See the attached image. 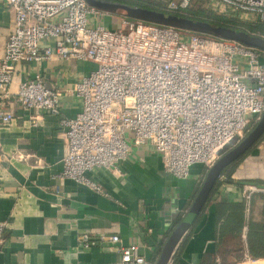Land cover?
<instances>
[{
	"label": "built area",
	"instance_id": "1",
	"mask_svg": "<svg viewBox=\"0 0 264 264\" xmlns=\"http://www.w3.org/2000/svg\"><path fill=\"white\" fill-rule=\"evenodd\" d=\"M5 1L15 19L0 58L2 125L15 120V103L34 112L35 125L45 113L62 114L63 89L47 86L42 73L13 88L20 64L58 58L95 65L70 88L81 110L61 118L68 143L64 177L99 191L88 171L105 168L123 176L121 164L133 147L148 145L161 154L169 172L187 178L194 164L210 168L262 118L260 48L126 16L119 20L121 28H111L102 21L113 15L117 23L115 15L86 0ZM158 1L167 13L187 14L198 0ZM205 1L264 22V0ZM6 227L0 221V248ZM78 241L85 248L107 241L121 252L124 264H150L136 242L124 245L118 234L83 233ZM247 259L257 264L264 257Z\"/></svg>",
	"mask_w": 264,
	"mask_h": 264
},
{
	"label": "crops",
	"instance_id": "2",
	"mask_svg": "<svg viewBox=\"0 0 264 264\" xmlns=\"http://www.w3.org/2000/svg\"><path fill=\"white\" fill-rule=\"evenodd\" d=\"M14 19L13 8L0 0V58ZM94 66L58 58L19 65L13 88L42 73L47 86L63 89L62 114L45 113L35 125L34 112L15 103V120L0 123V221L7 223L0 264H124L121 252L107 241L82 247L78 236L83 233L96 238L118 234L124 245L136 242L139 253L157 264L205 179L209 168L204 164H194L187 178L177 177L148 145L133 147L121 164L123 176L105 168L88 171L99 191L61 175L68 150L61 118L81 110L70 88ZM256 148L235 170L222 174L202 216L178 244L172 264H250L247 258L256 257L248 231L249 222L264 220V140ZM238 211L241 229L221 236L224 220Z\"/></svg>",
	"mask_w": 264,
	"mask_h": 264
},
{
	"label": "water",
	"instance_id": "3",
	"mask_svg": "<svg viewBox=\"0 0 264 264\" xmlns=\"http://www.w3.org/2000/svg\"><path fill=\"white\" fill-rule=\"evenodd\" d=\"M86 1L90 5L109 13L120 14L132 19L144 20L156 24L174 26L184 30L200 32L230 41H239L247 46L257 47L264 50V37L259 34H252L246 30H237L229 26L216 25L207 20H197L175 13H167L160 9L130 4L119 0ZM263 136L264 113L255 127L234 146L226 147L221 152L222 155L220 158L207 170L205 179L190 209L169 235L163 246L157 264H169L171 262L178 244L203 211L225 169H227V167H229L235 160L244 156Z\"/></svg>",
	"mask_w": 264,
	"mask_h": 264
},
{
	"label": "trees",
	"instance_id": "4",
	"mask_svg": "<svg viewBox=\"0 0 264 264\" xmlns=\"http://www.w3.org/2000/svg\"><path fill=\"white\" fill-rule=\"evenodd\" d=\"M123 2H128L130 4H135V5H140L144 7H149L153 9H160L162 10V7L160 5V2L158 0L151 2V4H145L141 3V0L137 1H130V0H119ZM134 2H140V3H134ZM178 15L181 16H187L193 19H202V20H207L210 21L213 24L216 25H224V26H229L232 28H235L237 30H246L252 34H264V22L261 21H246V22H237L236 20H227L226 18L217 15L210 14L208 11L205 9H194V5L188 10L187 14H182V13H177ZM129 19H132L130 17H127ZM257 124V123H256ZM255 124V125H256ZM264 139V136L258 141V143L252 147L244 156L241 158L235 160L225 171L223 174H229L233 170L236 169L243 161L244 159L252 153V151L256 148V146ZM230 181V179H229ZM221 180H218V183L216 187L213 190V193L211 196L214 194L216 191L218 185L220 184ZM234 209H241V207H234ZM204 211V210H203ZM234 212V211H233ZM203 214V213H202ZM201 214V216H202ZM196 225V224H195ZM232 227V229H230ZM241 229V221L239 218V211L238 213H231V216L227 217L224 222L222 223L221 226V236L224 235V232L226 230H236L239 231ZM248 240H249V247L251 252L256 256V257H264V220L253 223L249 222V231H248Z\"/></svg>",
	"mask_w": 264,
	"mask_h": 264
},
{
	"label": "rangeland",
	"instance_id": "5",
	"mask_svg": "<svg viewBox=\"0 0 264 264\" xmlns=\"http://www.w3.org/2000/svg\"><path fill=\"white\" fill-rule=\"evenodd\" d=\"M154 1H156V0H154ZM140 2L141 3H145V4H151V2H153V1L152 0H141ZM140 2H134V3L137 4V3H140ZM194 9H199V10L200 9H205L210 14L217 15V16H221L219 18L224 17L227 20H232V21L233 20H236L237 22L251 21L250 19H247L246 17H244V15H242V14L232 13V11L229 10V9L223 10V9H219V8H216V7L209 6L208 3L205 0H198L194 4ZM114 15H115L116 18H118L120 20V22H121V19L126 18L125 16L120 15V14H114ZM102 22H104L108 27H111V28H115V29L121 28L120 22H117V23L115 22L114 23V22H111V21H107L106 19H103ZM254 127H255V123L252 124L251 129H253ZM263 140L257 146L261 145V143L263 142Z\"/></svg>",
	"mask_w": 264,
	"mask_h": 264
},
{
	"label": "bare ground",
	"instance_id": "6",
	"mask_svg": "<svg viewBox=\"0 0 264 264\" xmlns=\"http://www.w3.org/2000/svg\"><path fill=\"white\" fill-rule=\"evenodd\" d=\"M248 263L251 264V262L249 261ZM263 263L264 264V259H259V261L257 262V264Z\"/></svg>",
	"mask_w": 264,
	"mask_h": 264
}]
</instances>
